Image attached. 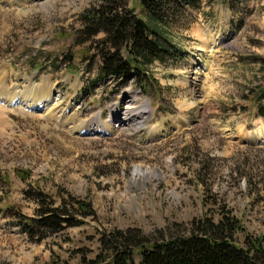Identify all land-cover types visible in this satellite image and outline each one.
I'll use <instances>...</instances> for the list:
<instances>
[{
	"label": "rangeland",
	"instance_id": "obj_1",
	"mask_svg": "<svg viewBox=\"0 0 264 264\" xmlns=\"http://www.w3.org/2000/svg\"><path fill=\"white\" fill-rule=\"evenodd\" d=\"M100 1L0 0V264H79L110 231L154 239L221 215L238 245L264 246V0L184 7L156 27L168 59L104 80L105 34L83 31ZM64 205L74 226L22 229Z\"/></svg>",
	"mask_w": 264,
	"mask_h": 264
},
{
	"label": "trees",
	"instance_id": "obj_2",
	"mask_svg": "<svg viewBox=\"0 0 264 264\" xmlns=\"http://www.w3.org/2000/svg\"><path fill=\"white\" fill-rule=\"evenodd\" d=\"M129 0H101L83 13V31L88 38L105 34L103 42L108 50L100 53L97 69L99 80L120 79L130 73L141 75L150 64L168 59L167 40L156 27L180 18L184 7L194 6L199 0H136L148 21L128 8ZM230 8L232 6L230 5ZM144 91H146L144 89ZM257 116L264 121V90L256 96ZM37 200L45 203L38 193ZM69 206L81 217L92 215L90 205L71 200ZM74 207V208H73ZM42 219L20 222L26 233H42L33 222L42 227L58 230L70 223L67 206L47 207ZM239 222L230 216L219 219H202L190 229L167 236L159 233L154 239L140 231H110L99 238V252L93 258H82L79 264H264V246L258 240H244L237 244L234 236ZM46 235H42V240ZM66 264V263H63Z\"/></svg>",
	"mask_w": 264,
	"mask_h": 264
},
{
	"label": "bare ground",
	"instance_id": "obj_3",
	"mask_svg": "<svg viewBox=\"0 0 264 264\" xmlns=\"http://www.w3.org/2000/svg\"><path fill=\"white\" fill-rule=\"evenodd\" d=\"M145 108H146V106H145ZM132 116H133V115H132ZM257 133H260V132H259V129H257ZM140 174H141V173H140Z\"/></svg>",
	"mask_w": 264,
	"mask_h": 264
}]
</instances>
